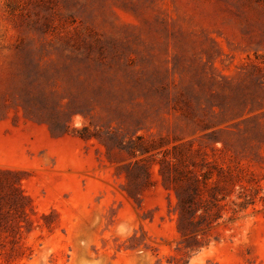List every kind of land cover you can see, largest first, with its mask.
I'll return each instance as SVG.
<instances>
[{"label": "rangeland", "instance_id": "obj_1", "mask_svg": "<svg viewBox=\"0 0 264 264\" xmlns=\"http://www.w3.org/2000/svg\"><path fill=\"white\" fill-rule=\"evenodd\" d=\"M0 264H264V0H0Z\"/></svg>", "mask_w": 264, "mask_h": 264}, {"label": "trees", "instance_id": "obj_2", "mask_svg": "<svg viewBox=\"0 0 264 264\" xmlns=\"http://www.w3.org/2000/svg\"><path fill=\"white\" fill-rule=\"evenodd\" d=\"M1 173H4V171H1V170H0V174H1Z\"/></svg>", "mask_w": 264, "mask_h": 264}]
</instances>
